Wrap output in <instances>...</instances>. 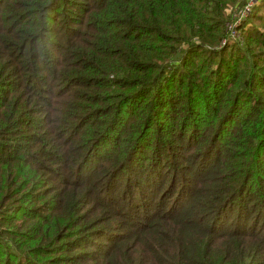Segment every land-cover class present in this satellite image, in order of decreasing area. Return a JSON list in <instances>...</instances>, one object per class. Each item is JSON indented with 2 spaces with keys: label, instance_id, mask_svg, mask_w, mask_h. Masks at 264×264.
<instances>
[{
  "label": "trees",
  "instance_id": "obj_1",
  "mask_svg": "<svg viewBox=\"0 0 264 264\" xmlns=\"http://www.w3.org/2000/svg\"><path fill=\"white\" fill-rule=\"evenodd\" d=\"M239 1L0 0V264H264V0L232 42Z\"/></svg>",
  "mask_w": 264,
  "mask_h": 264
},
{
  "label": "rangeland",
  "instance_id": "obj_2",
  "mask_svg": "<svg viewBox=\"0 0 264 264\" xmlns=\"http://www.w3.org/2000/svg\"><path fill=\"white\" fill-rule=\"evenodd\" d=\"M245 3H246V0H240L236 5H234L232 7H229L226 10V15H227V18H228V21H227L228 22V28H227V34H226V39L227 40H229V36H230L229 28L232 30L235 26H237V30H239V32H240V37L241 36L243 37V33H244V30H245V29L243 30V28L246 27V25H247V23L249 21L251 22L249 27H251L252 23H254L256 26H259L258 22L252 21L249 16H243L242 15V11H243ZM222 43H224V39H223ZM172 163L176 164L175 161H172ZM174 166L176 167V165H174ZM165 168H166V166L164 165V167L162 169H165ZM166 169H168V168H166ZM166 173L168 174L169 170ZM182 175L184 177V172H182ZM170 179L171 178L169 176H167V182ZM188 181H189V179L187 178L186 182L184 183L186 188H187V190L192 188V184L189 183ZM132 186H134V185H132ZM232 213L233 214H231V216H234L235 215V210H232ZM229 222H230V219H229ZM231 222H233V221H231Z\"/></svg>",
  "mask_w": 264,
  "mask_h": 264
},
{
  "label": "built area",
  "instance_id": "obj_3",
  "mask_svg": "<svg viewBox=\"0 0 264 264\" xmlns=\"http://www.w3.org/2000/svg\"><path fill=\"white\" fill-rule=\"evenodd\" d=\"M259 0H246V3L244 5L242 15L243 16H249L252 13V9L254 5L258 2ZM230 30V36L229 39L233 42L239 41L240 40V32L237 30V26H235L232 30Z\"/></svg>",
  "mask_w": 264,
  "mask_h": 264
}]
</instances>
